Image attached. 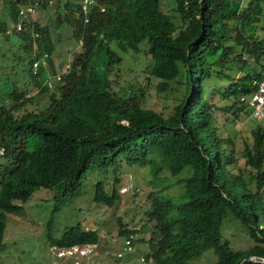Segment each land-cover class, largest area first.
<instances>
[{
    "label": "trees",
    "instance_id": "16d2710c",
    "mask_svg": "<svg viewBox=\"0 0 264 264\" xmlns=\"http://www.w3.org/2000/svg\"><path fill=\"white\" fill-rule=\"evenodd\" d=\"M27 1L0 0L7 16L0 19L6 43L10 34L4 30L13 27L18 4ZM38 2L46 7L45 0ZM55 2L63 16L57 21L81 40L62 84L48 88V74L39 66L34 74L26 69L20 76L7 75L0 88V245L5 214H21L14 201L23 203L35 189L53 188L62 202L77 195L94 171L111 179L108 187L96 179L91 199L110 207L119 197L122 163L141 167L159 159L169 176L185 173L176 179L182 198L173 201L159 189L146 194L150 204L144 215L152 231L145 263L189 264L205 249L213 251L215 264H238L249 255L264 258L263 131L254 126L252 142L244 148V164L253 170L245 181L240 169L232 170L234 157L213 125L215 105L208 99L223 83L221 97L232 96L230 106L241 111L245 106L238 97L254 91V82L264 76V0H172L170 15L161 12L159 0H95L86 22L79 0H65L62 6ZM33 27L35 38L16 34L18 49L12 56L29 65L41 54L33 48L42 51L44 46L53 69V47L44 41L48 27ZM3 50L2 59L8 47ZM128 50L139 51L140 74L158 80L157 90L183 79V91L168 114L141 107L140 82H118L123 79L120 59ZM27 79L35 95H27ZM37 96H43L39 108ZM227 211L245 229L252 247L235 250L221 239L219 224ZM46 238L50 245L68 246L97 244L99 237L77 223Z\"/></svg>",
    "mask_w": 264,
    "mask_h": 264
},
{
    "label": "rangeland",
    "instance_id": "374dc122",
    "mask_svg": "<svg viewBox=\"0 0 264 264\" xmlns=\"http://www.w3.org/2000/svg\"><path fill=\"white\" fill-rule=\"evenodd\" d=\"M64 2L65 0H59V5L62 6ZM56 6L57 4L53 0L51 5L40 7L31 19L33 26H47L49 30L48 39H44V41L52 44L50 61L54 68L51 69L48 65L45 67V72L48 74L47 80H50L49 77L54 74L55 69H60L65 62H70L71 57L79 51L80 45L79 40L70 37V31L65 24L57 21V19L62 20L63 16L57 14ZM159 6L161 12L171 14L172 0H159ZM0 19L7 20L1 4ZM172 20L177 25L180 24L177 19L172 18ZM16 38L17 35L12 33L8 36L10 43H6L0 34V74L2 73L0 88L7 75L18 74L20 76L28 68L27 59L18 62L12 56L18 49L17 45L15 46ZM10 45H14V47H9ZM7 47L8 54L2 59V50ZM41 49L44 50V46ZM116 52L121 53L120 50ZM59 65H61L60 68L57 67ZM143 68V59L140 57L139 51L137 53L131 50L124 52L119 63L120 75L123 79H119L118 82L132 81L135 85L140 82L138 87L142 88L141 107L168 114L183 91V83L181 84L183 79L171 80L167 89L159 91L156 88L158 80L150 78L148 73L141 76L140 72ZM146 77H149L150 81ZM222 84L215 91L212 89L213 92L208 97L215 105L212 110L213 125L219 135L225 138L226 147L231 150L234 157L233 172L240 169L244 180L249 181L253 170L244 164L242 154L245 146L249 147L252 142V128L259 126L263 129L264 120L250 118L245 108L236 111L234 107H231L232 96L222 98L220 95ZM23 86L27 95L36 94V88L33 87L31 80H25ZM133 90L136 93L139 92L136 86ZM42 97L37 96V100H39L35 103L37 108L43 106V102L40 100ZM225 107L229 108L225 109ZM121 170L123 171L119 174L120 182L117 189L119 197L110 207L96 204L91 199L92 183L96 179H101L106 182V187H108V182L111 179L110 177L102 178L94 171L84 178L77 195L66 197L62 202L57 200V191L53 188H37L23 203L18 200L14 201L15 204L22 206V212L20 215L5 214L0 264H46L50 258L54 260L53 255H50L48 251L50 243L46 235L58 237L65 228L77 223L84 229L95 230L99 238L95 248L92 249L93 251H86L89 253L87 258L83 261L77 260L74 264H148L145 261L140 262L138 259L139 256H144L146 253L147 237L152 231V222L146 221L144 215V209H147L150 204L146 199V194L159 189L162 193L171 196L173 201L181 200L182 188L180 183H176V179L183 177L185 173H179L177 177L169 176L159 159H153L148 165L141 167L127 166L122 163ZM262 170H264V162ZM261 192L264 197V186ZM48 218L52 220L50 223L47 222ZM142 227L148 229L142 231ZM134 229L141 232L137 246L133 252L124 255L123 259L117 260L114 258V253L122 243V235L119 232ZM219 231L221 239H226L235 250H245L254 245L245 229L229 211L222 217ZM73 257L77 258L76 255ZM215 261L216 256L213 251L205 249L198 257L190 260L189 264H215ZM60 263H64V260L55 264Z\"/></svg>",
    "mask_w": 264,
    "mask_h": 264
},
{
    "label": "clouds",
    "instance_id": "9594fccd",
    "mask_svg": "<svg viewBox=\"0 0 264 264\" xmlns=\"http://www.w3.org/2000/svg\"><path fill=\"white\" fill-rule=\"evenodd\" d=\"M34 1H37V6H36V10H35V12L32 14V15H26V16H21V15H19V10L21 9V8H23V7H25V5H28V4H32ZM52 2H53V0H45V4H46V6H49V5H51L52 4ZM81 3H82V0H79V8H80V10H81ZM93 5H95V0H93L92 1V3L90 4V6L88 7V10L87 11H82L81 10V12H82V14L84 15V22H86L87 21V16H88V13L90 12V10H91V8L93 7ZM40 8V6H39V2H38V0H29V1H27V2H25V3H19L18 4V6H17V20H16V22H15V24L13 25V27H11L10 25H8V26H6V28H5V30H4V34L5 35H9V34H11L10 32L12 31V33H15V34H18V33H21V32H26V33H28L29 34V36L31 37V38H35V37H37V32L34 30V27H33V25L31 24L32 23V17H33V15L36 13V11L38 10ZM101 9V8H100ZM99 9V10H100ZM103 10V9H102ZM102 10H100V11H102ZM19 27V28H18ZM71 37V36H70ZM72 39V38H71ZM76 40H79V44H80V42H81V40H80V38H77ZM33 50L36 52V53H41L39 56H37V57H34V59L32 60V62L33 61H35V60H37L39 57H41L43 54H45V57H44V63L42 64L41 63V61L39 60V64H38V66L35 68V72H36V70H37V68L39 67V66H42V67H46L47 65H48V63H47V58H48V55H47V53L45 52V51H39V50H37L36 48H33ZM32 62L31 63H29V65H27L28 66V68L27 69H29L30 70V72L32 73V74H34L33 72H32V66H31V64H32ZM26 63H27V61H26ZM67 65V68H65V66ZM60 67H61V65H60ZM60 67H58V68H60ZM69 70H70V62H65V63H63V65H62V67L60 68V69H56V72H54V74L51 76V77H49V79L50 80H47V78H46V82L45 83H47V82H51V86L50 87H48L47 86V84H46V86L48 87V88H51V87H53V86H60L61 84H62V77H63V75L64 74H66V73H68L69 72ZM56 75H58V76H60L59 77V81H55V76ZM251 118V117H250ZM262 129V128H261ZM264 130V128L262 129V131ZM264 138V137H263ZM2 153H3V149L0 147V155H2ZM136 191H137V189H136ZM135 191V192H136ZM134 192V193H135ZM20 205V204H19ZM22 207V206H21ZM9 214V213H8ZM11 214H13V213H11ZM17 215V214H16ZM20 215V214H19ZM52 221V220H51ZM5 227V226H4ZM4 230V229H3ZM131 231H137L138 233H139V235H141V232L140 231H138L137 229H134V230H127L126 231V233L125 234H123L122 235V242H123V238H124V236L125 235H127L129 232H131ZM2 235H3V232H2ZM1 235V247L3 246V236ZM140 240V237L139 238H137V240H135V242H134V245H133V250L131 251V252H133L134 251V248L137 246V244H138V241ZM121 245H122V243L120 244V246L118 247V249L116 250V252L114 253V258H116L117 260L118 259H123V257H124V255H127V254H129V253H131V252H129V253H125L121 258H118V257H116V253L120 250V248H121ZM70 247H77V248H79V249H82L83 248V250L84 251H79L78 249H77V251H75V252H73L71 255H69V256H67V257H58L57 255H56V253L59 251V250H62V249H65V248H70ZM95 248V244H72V245H68V246H57V245H50L49 244V247H48V251L50 252V255H53V258H54V260H52L51 258H50V261L48 262V263H46V264H55L56 262H61V261H63L64 260V263H60V264H74V262H76L77 260H80V261H83V260H85L86 258H87V256L89 255V253L88 252H86V251H93L92 249H94ZM73 255H76L77 256V258H75V257H73ZM253 256V255H252ZM140 258H142V260H140ZM138 259H139V261L140 262H143L144 261V256H139L138 257ZM78 263V262H77ZM39 264H42V263H39Z\"/></svg>",
    "mask_w": 264,
    "mask_h": 264
},
{
    "label": "built area",
    "instance_id": "2783aa9c",
    "mask_svg": "<svg viewBox=\"0 0 264 264\" xmlns=\"http://www.w3.org/2000/svg\"><path fill=\"white\" fill-rule=\"evenodd\" d=\"M92 1L93 0H82L81 10L87 11ZM36 6H37V1H34L32 4L25 5V7L21 8L18 13L21 16L32 15L36 10L35 9ZM100 10H102V8ZM44 57L45 54H43L37 60L32 62L31 66L33 73L35 72V68L39 64V60L41 61L42 64L44 63ZM65 68H67V65L65 66ZM59 77L60 76L56 75L55 81H59ZM254 83L256 85L255 90L250 93L240 95L238 97V101L241 102L246 109H248L249 117L255 120H264V76ZM46 84L48 87L51 86V82H47ZM263 137H264V130H263ZM139 237L140 235L137 231H131L127 235H125L123 238L121 248L116 253V257L121 258L125 253L131 252L133 250V245L135 240H137V238ZM77 249L79 251H84L83 248L79 249L77 247H70L59 250L56 253V255L58 257H67L71 255L73 252L77 251ZM140 260H142V258H140Z\"/></svg>",
    "mask_w": 264,
    "mask_h": 264
},
{
    "label": "water",
    "instance_id": "95a60500",
    "mask_svg": "<svg viewBox=\"0 0 264 264\" xmlns=\"http://www.w3.org/2000/svg\"><path fill=\"white\" fill-rule=\"evenodd\" d=\"M249 262H255V263L264 264V258L258 257V256L249 255L246 258H243L238 264H247Z\"/></svg>",
    "mask_w": 264,
    "mask_h": 264
},
{
    "label": "crops",
    "instance_id": "0c3cea01",
    "mask_svg": "<svg viewBox=\"0 0 264 264\" xmlns=\"http://www.w3.org/2000/svg\"><path fill=\"white\" fill-rule=\"evenodd\" d=\"M0 248H1V246H0Z\"/></svg>",
    "mask_w": 264,
    "mask_h": 264
}]
</instances>
